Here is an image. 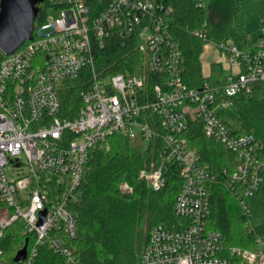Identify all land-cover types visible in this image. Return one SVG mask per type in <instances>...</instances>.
Wrapping results in <instances>:
<instances>
[{"label": "built area", "instance_id": "obj_1", "mask_svg": "<svg viewBox=\"0 0 264 264\" xmlns=\"http://www.w3.org/2000/svg\"><path fill=\"white\" fill-rule=\"evenodd\" d=\"M56 10L0 61V236L21 221L25 256L18 264H36L40 248L77 264L78 199L88 155L107 148L113 136L146 141L156 148L159 164L140 169L150 190H160L169 164L181 180L173 203L179 222L153 225L137 264H264V234L252 247L225 245L220 231L207 225L208 183L219 172L205 163L188 134L198 127L225 151L224 186L238 198L242 215L251 219L264 182V162L250 133H238L222 110H235L233 98L250 94L264 83V13L251 48L230 40L212 43L221 56V73L212 81L190 84L184 56L173 39L169 8L155 0H47ZM48 10V9H47ZM193 34L206 40L203 30ZM114 38L135 44L143 67L108 73L97 70L94 48ZM213 62V61H211ZM87 75L80 91L82 105L73 116L61 113L63 82ZM210 76V72L206 76ZM123 191L130 187L120 184ZM30 237V238H28ZM0 264H2L0 262Z\"/></svg>", "mask_w": 264, "mask_h": 264}, {"label": "trees", "instance_id": "obj_2", "mask_svg": "<svg viewBox=\"0 0 264 264\" xmlns=\"http://www.w3.org/2000/svg\"><path fill=\"white\" fill-rule=\"evenodd\" d=\"M169 8L167 20L173 39L184 56L185 77L190 84H198L221 73V65L211 62L206 76L202 71L200 53L207 41L230 40L247 49L253 45L244 28L242 0H155ZM34 28L46 16L47 0L37 4ZM203 30L206 40L195 36L193 30ZM97 70L108 73L137 70L143 67L144 54L135 44H119L111 38L102 48H94ZM4 55L0 51V61ZM218 76V75H217ZM209 81H212L209 80ZM87 75L63 82L59 89L61 113L73 116L82 105L79 94L87 84ZM237 113V132L252 134L258 143V156L264 162V83L253 85L250 94L233 98ZM191 144L209 167L219 172V178L208 183L210 214L207 225L221 232L225 245L252 247L256 234H264V223L250 230L247 217L241 214L238 198L224 186L222 167L228 166L222 147L203 136L201 129L192 128L188 134ZM160 162L156 148L148 146L136 154L130 142L120 137L109 138L107 148L90 150L86 172L79 185L78 199L71 205L77 218L78 235L75 240L77 264H137L150 228L155 224L172 226L179 222L173 213V203L181 180L175 164H169L165 184L157 191L150 190L139 177L140 169L150 170ZM230 170L233 166H228ZM224 176V177H223ZM126 182L129 190L120 184ZM264 198V182L261 188ZM259 196V195H258ZM258 196L252 198L256 202ZM21 221L7 226L0 236V262L18 264L12 260L25 242ZM30 238V237H28ZM36 264H65L53 251L40 248Z\"/></svg>", "mask_w": 264, "mask_h": 264}, {"label": "water", "instance_id": "obj_3", "mask_svg": "<svg viewBox=\"0 0 264 264\" xmlns=\"http://www.w3.org/2000/svg\"><path fill=\"white\" fill-rule=\"evenodd\" d=\"M43 0H0V51L9 54L32 37L37 4ZM26 241V239H25ZM26 243L12 260L19 262L25 256Z\"/></svg>", "mask_w": 264, "mask_h": 264}, {"label": "rangeland", "instance_id": "obj_4", "mask_svg": "<svg viewBox=\"0 0 264 264\" xmlns=\"http://www.w3.org/2000/svg\"><path fill=\"white\" fill-rule=\"evenodd\" d=\"M241 10L243 12L244 19V28L250 39L256 37L259 33V23L258 20L260 16L264 13V0H242L240 4ZM48 14L53 16L56 13L54 7H48ZM221 56L217 48L209 43L203 46V49L200 53V60L203 62V66L205 67L214 60L220 59ZM221 115H223L227 124L231 127L236 126L237 113L236 111L231 109H226L221 111ZM146 147V141L133 139L130 142V148L132 152L139 154L144 151ZM251 219L254 223H264V198L262 195H259L257 198L256 206L252 209Z\"/></svg>", "mask_w": 264, "mask_h": 264}, {"label": "crops", "instance_id": "obj_5", "mask_svg": "<svg viewBox=\"0 0 264 264\" xmlns=\"http://www.w3.org/2000/svg\"><path fill=\"white\" fill-rule=\"evenodd\" d=\"M209 44H212V43H209ZM204 45H206V44H204ZM204 45H203V46H204ZM210 63H211V62H210ZM210 63H209V64H210ZM209 64L206 66V72H203L204 75H206V73L209 72V71H208V69H209ZM203 70L205 71V67L203 66V62H202V71H203Z\"/></svg>", "mask_w": 264, "mask_h": 264}]
</instances>
